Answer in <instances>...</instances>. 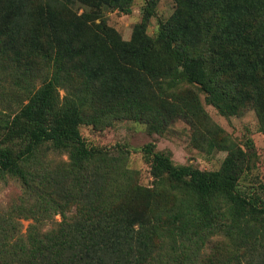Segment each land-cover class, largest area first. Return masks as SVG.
<instances>
[{
  "label": "trees",
  "instance_id": "1",
  "mask_svg": "<svg viewBox=\"0 0 264 264\" xmlns=\"http://www.w3.org/2000/svg\"><path fill=\"white\" fill-rule=\"evenodd\" d=\"M159 1L125 41L103 8L133 0H0V182L21 189L0 211V264H264V200L239 190L234 157L203 171L149 143L147 188L125 151L82 136L181 118L201 151L240 150L202 95L224 117L252 105L264 135V0H174L150 36Z\"/></svg>",
  "mask_w": 264,
  "mask_h": 264
},
{
  "label": "rangeland",
  "instance_id": "2",
  "mask_svg": "<svg viewBox=\"0 0 264 264\" xmlns=\"http://www.w3.org/2000/svg\"><path fill=\"white\" fill-rule=\"evenodd\" d=\"M146 3L147 0H133L131 11L128 14L111 8H103L105 19L111 27L117 30L123 40L129 41L135 25L143 19ZM176 8L174 0H160L154 16L148 24L147 33L154 36L158 32L159 21L170 18ZM77 11L80 15L83 9L80 8ZM2 85V89L7 90L10 83L4 82ZM201 98L209 117L236 140L240 150L231 153L218 150H214L212 153L201 151L194 145L193 133L195 129L181 118L174 120L163 133L159 134L150 133L147 124L143 122L126 120L114 122L104 130H98L92 126H82L81 133L89 145L105 147L113 156L118 155L119 150L125 151L129 156L130 169L139 172V183L147 188H152L153 178L150 174V166L144 159L143 148L149 143L155 144L156 152L171 154L175 164L192 165L203 171L219 170L224 160L232 156L236 162L232 174L238 179L239 190L264 200V135L260 133L254 107L245 105L236 109L235 114L224 117L213 106L205 103L203 95ZM250 141L255 143V145L253 144L255 155L253 149L248 150L246 147V143ZM256 151L260 156L256 155ZM61 159L66 160L67 156L63 155ZM247 160H249V169L245 167ZM258 163H260L259 166ZM20 195L21 189L16 182L11 180L0 182V211L16 202ZM54 220L59 222L61 217L56 216ZM23 225V232H25L28 222L24 221ZM51 228L50 224L47 229ZM220 240V237L212 238L209 243L210 248Z\"/></svg>",
  "mask_w": 264,
  "mask_h": 264
}]
</instances>
